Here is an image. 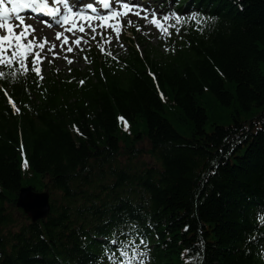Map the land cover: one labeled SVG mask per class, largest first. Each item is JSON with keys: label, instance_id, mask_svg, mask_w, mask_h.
I'll return each instance as SVG.
<instances>
[{"label": "trees", "instance_id": "trees-1", "mask_svg": "<svg viewBox=\"0 0 264 264\" xmlns=\"http://www.w3.org/2000/svg\"><path fill=\"white\" fill-rule=\"evenodd\" d=\"M190 5L215 23L168 56L4 81L0 264H98L130 224L151 264H264V0ZM29 185L51 193L46 221L16 207Z\"/></svg>", "mask_w": 264, "mask_h": 264}, {"label": "snow or ice", "instance_id": "snow-or-ice-1", "mask_svg": "<svg viewBox=\"0 0 264 264\" xmlns=\"http://www.w3.org/2000/svg\"><path fill=\"white\" fill-rule=\"evenodd\" d=\"M26 10H31L37 15L35 17L22 15ZM130 12L146 22L149 21V9L140 5L139 0H51V2L50 0H0V69L10 70L8 72L0 70V78H10V83H16L19 77H26L29 71L38 76L41 73L38 63L43 59L41 52L45 44L38 43L37 27L26 23V20L36 19L40 25L48 28L54 25L62 27L64 32H70L73 36H76L77 32L84 33L92 40H95L97 35L103 38L105 31L112 29L118 39L123 28V20ZM193 21L197 30L202 32L203 25L209 22L215 23V17H204L196 12L181 14L174 11L158 16L155 10H151V24L167 36H171L172 29L179 35L181 28ZM128 24L129 26L132 24L130 19ZM98 28L100 32H97ZM39 30L42 31L43 28ZM62 35L64 33L58 32L56 39L59 40ZM44 40L45 43L48 42L46 37ZM81 40H84V36H78L74 43L79 45ZM110 40L111 36L109 42ZM67 42L68 37L64 36L63 43ZM84 42L88 43L87 40ZM55 48L56 45L52 44L51 49ZM68 51H72V48ZM107 54L111 56L110 52ZM40 79L42 80L43 77L40 76ZM80 83L83 85L84 81ZM5 95H8L7 90ZM9 101L13 109L19 111L15 101L10 97ZM109 242L114 246L104 249V256L109 264H150L149 241L146 235L141 233L138 225L130 224L127 229L114 233Z\"/></svg>", "mask_w": 264, "mask_h": 264}, {"label": "rangeland", "instance_id": "rangeland-1", "mask_svg": "<svg viewBox=\"0 0 264 264\" xmlns=\"http://www.w3.org/2000/svg\"><path fill=\"white\" fill-rule=\"evenodd\" d=\"M150 3V0H149ZM153 10L155 12L158 11V3L152 4ZM168 12H158V14H166ZM129 25V24H128ZM138 29V28H137ZM139 32V37L132 36L139 47L142 46V42H146L150 47L155 48L161 54L167 53L166 44L171 36L162 35V33H155V31L150 30L148 27L143 26L141 24ZM108 33V32H106ZM141 38V39H140ZM88 43H83L79 45V47L72 48V51H65L61 55L52 52L49 48L44 49L41 52V56L43 57L42 61L39 62L41 70H43L45 75H49L51 72H65L68 73L70 69H76L80 71H85L89 68V61H88V54L91 50L97 46L103 45V47H107V51L125 55L128 52L129 42L124 41V39L119 38L117 39L116 35L111 36V40L109 39L100 41H94L91 37L86 38ZM102 44V45H101ZM87 57V59H85ZM71 61V63H69ZM263 73H264V66H263Z\"/></svg>", "mask_w": 264, "mask_h": 264}, {"label": "water", "instance_id": "water-1", "mask_svg": "<svg viewBox=\"0 0 264 264\" xmlns=\"http://www.w3.org/2000/svg\"><path fill=\"white\" fill-rule=\"evenodd\" d=\"M18 207L32 218L34 222L48 217L50 213L49 195L34 193L32 188L22 189Z\"/></svg>", "mask_w": 264, "mask_h": 264}]
</instances>
